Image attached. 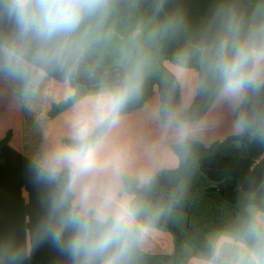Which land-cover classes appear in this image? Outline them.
Listing matches in <instances>:
<instances>
[{
	"label": "clouds",
	"instance_id": "1",
	"mask_svg": "<svg viewBox=\"0 0 264 264\" xmlns=\"http://www.w3.org/2000/svg\"><path fill=\"white\" fill-rule=\"evenodd\" d=\"M116 3L0 0V79L31 104L59 76L60 95L71 101L67 138L29 162L35 182L47 189L45 214L22 239L0 231V264H28L47 240L69 264H139L163 210L150 199L159 176L188 163L209 126L186 93L213 97L233 114L236 135L264 143V0L244 11L221 6L214 36L180 50L172 73L181 99L169 94L155 112V135L136 141L122 129L125 110L142 93V60L130 55L116 83L82 90L77 82L84 58L108 35ZM205 239L206 250L190 264H264V205L250 202L234 223Z\"/></svg>",
	"mask_w": 264,
	"mask_h": 264
},
{
	"label": "trees",
	"instance_id": "2",
	"mask_svg": "<svg viewBox=\"0 0 264 264\" xmlns=\"http://www.w3.org/2000/svg\"><path fill=\"white\" fill-rule=\"evenodd\" d=\"M160 3L161 0H117L106 27L108 35L93 47L79 70L77 82L87 90L101 81L118 82L128 71V57H139L143 62L142 93L124 115L143 108L156 89L161 105L169 94L173 102H178L180 85L166 62L175 65L183 47L207 42L214 36L221 6L234 4L244 11L258 0H163V6L158 8ZM191 67L198 70L195 62ZM214 104L213 97L196 96L192 102L201 118ZM70 108L71 101L55 103L48 118L53 120ZM12 135L10 131L0 140V211L12 213L14 235L22 239L24 231L31 230L44 216L47 189L35 182L30 160L10 147ZM150 199L163 209L154 229L173 236L174 250L172 254L143 251L139 264H182L187 246L206 250L207 233L234 223L250 202L264 205V143L238 135L208 146L197 140L188 163L176 171L162 173ZM7 224L0 219V230ZM28 264L69 261L47 240Z\"/></svg>",
	"mask_w": 264,
	"mask_h": 264
},
{
	"label": "crops",
	"instance_id": "3",
	"mask_svg": "<svg viewBox=\"0 0 264 264\" xmlns=\"http://www.w3.org/2000/svg\"><path fill=\"white\" fill-rule=\"evenodd\" d=\"M165 65L172 71V67L171 65L169 66L168 62H166ZM61 85L62 81L59 80V76L58 78L54 77L48 94L43 95L34 100L31 104H28L24 103L21 99L14 97L13 86L9 82H5L3 79H0V140L5 138L8 133L12 131L13 135L10 141V147L30 160L37 151L44 149V147L32 148L30 146L34 136L31 127V122L33 120L39 119L45 122L48 119L52 123V126L56 125L51 132H53L56 136L59 134V139L61 140L66 139L69 131L66 118L70 109L53 120L48 118V113L53 104L64 101L60 95ZM184 98L190 100L191 103L193 102L190 92L186 93ZM160 105L161 97L158 89H156L154 96L143 108L133 112L132 114L124 115V126L122 129L123 136L133 141L146 140L154 136L156 132V120L154 119V115ZM218 105L219 104L215 102L211 110L205 116L207 120H209ZM222 107V111H224L225 107ZM216 126L217 124L211 126V122H209L208 129L204 133L212 131L216 128ZM48 134L49 131H46L43 136L47 138ZM198 141L208 146L216 140L215 138H207L205 135H202ZM23 196L26 199L28 198V194L26 192ZM10 216H12V213H4L0 211V219H5L8 223L6 227L0 231L14 234L16 231L15 227L10 223ZM163 234H167L171 240V248L168 251L162 250V253L172 254L174 250L173 236L169 232ZM144 251L151 254H155V252H157L151 251L148 248H145ZM196 251V248L187 246L185 250V260L182 264H190V257Z\"/></svg>",
	"mask_w": 264,
	"mask_h": 264
},
{
	"label": "rangeland",
	"instance_id": "4",
	"mask_svg": "<svg viewBox=\"0 0 264 264\" xmlns=\"http://www.w3.org/2000/svg\"><path fill=\"white\" fill-rule=\"evenodd\" d=\"M169 66L173 68L174 65L168 63ZM223 105H218L216 109L213 111L211 117L209 118V122H211V126L217 124L216 128L210 132L204 133L207 138H215V140H223L230 135H235L233 130V114L225 107L223 110ZM56 125L52 126V123L47 119L45 122L42 120L36 119L31 122L32 132L34 134L30 146L32 148L44 147L46 148L49 144L60 141L59 134L54 135L52 129ZM49 131L48 137L45 138L43 134ZM166 232H162L160 230L154 229L153 233L150 235L146 248L151 251H157L155 254H161L163 251H168L171 248V240L167 236V234H163ZM194 251V250H193ZM154 254V253H153ZM163 254V253H162ZM194 254V253H193Z\"/></svg>",
	"mask_w": 264,
	"mask_h": 264
}]
</instances>
